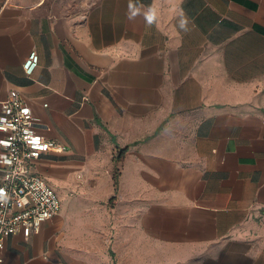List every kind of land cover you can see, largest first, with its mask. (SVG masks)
<instances>
[{
	"label": "crops",
	"instance_id": "0c3cea01",
	"mask_svg": "<svg viewBox=\"0 0 264 264\" xmlns=\"http://www.w3.org/2000/svg\"><path fill=\"white\" fill-rule=\"evenodd\" d=\"M9 88L65 148L3 264H264V0H0Z\"/></svg>",
	"mask_w": 264,
	"mask_h": 264
},
{
	"label": "built area",
	"instance_id": "2783aa9c",
	"mask_svg": "<svg viewBox=\"0 0 264 264\" xmlns=\"http://www.w3.org/2000/svg\"><path fill=\"white\" fill-rule=\"evenodd\" d=\"M37 62L38 53L32 49L22 62L25 73L30 74ZM35 121L20 92L9 88L0 102V249L7 236L15 232L28 236L61 205L57 191L32 162L46 151L65 147L38 132Z\"/></svg>",
	"mask_w": 264,
	"mask_h": 264
},
{
	"label": "clouds",
	"instance_id": "9594fccd",
	"mask_svg": "<svg viewBox=\"0 0 264 264\" xmlns=\"http://www.w3.org/2000/svg\"><path fill=\"white\" fill-rule=\"evenodd\" d=\"M149 19H151V17Z\"/></svg>",
	"mask_w": 264,
	"mask_h": 264
}]
</instances>
